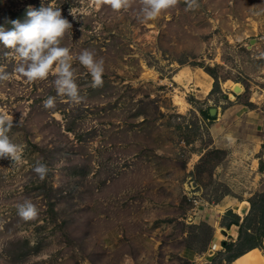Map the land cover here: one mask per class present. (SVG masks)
Returning a JSON list of instances; mask_svg holds the SVG:
<instances>
[{
    "label": "rangeland",
    "instance_id": "374dc122",
    "mask_svg": "<svg viewBox=\"0 0 264 264\" xmlns=\"http://www.w3.org/2000/svg\"><path fill=\"white\" fill-rule=\"evenodd\" d=\"M41 2L0 0V24ZM54 3L72 23L61 46L102 59V83L73 59L75 102L52 74L16 73L0 44V112L22 147L19 162L0 157V264H230L254 243L264 254V0H175L147 20L142 0ZM185 67L210 89L180 79ZM221 227L231 245L212 249Z\"/></svg>",
    "mask_w": 264,
    "mask_h": 264
},
{
    "label": "clouds",
    "instance_id": "9594fccd",
    "mask_svg": "<svg viewBox=\"0 0 264 264\" xmlns=\"http://www.w3.org/2000/svg\"><path fill=\"white\" fill-rule=\"evenodd\" d=\"M174 2L175 0H142L140 14L146 20L155 18L161 10ZM110 4L114 10H119L128 7V0H110ZM72 15L75 19V15ZM9 23L11 27L0 24V44L13 50L15 59L19 61L14 71L28 81L45 79L52 74L57 94L78 102L80 96L74 76L75 70L72 67L75 59L86 68L94 87L102 83V59L96 58L94 53L87 49L73 57L68 47L61 46V38L66 30L72 27V23L62 15L61 8L55 6L54 0H48L46 5L42 0L38 8L29 6L23 20L12 19ZM8 78L7 73L0 71V80ZM43 103L46 108L54 107V97L49 96ZM12 124L11 117L0 112V157H10L15 163L21 159L22 147L7 135ZM33 171L42 179L47 168L45 164L37 162ZM15 207L17 215L25 220L37 215V208L31 200L25 199Z\"/></svg>",
    "mask_w": 264,
    "mask_h": 264
},
{
    "label": "bare ground",
    "instance_id": "6f19581e",
    "mask_svg": "<svg viewBox=\"0 0 264 264\" xmlns=\"http://www.w3.org/2000/svg\"><path fill=\"white\" fill-rule=\"evenodd\" d=\"M183 75H184V77H187L189 80H192L195 77L194 79H196L195 80L196 86L200 87L204 91L209 90L211 80H210L209 76L204 75V71L198 70L197 73L194 75L193 71H191L188 67H185L180 71V73L178 74V77L181 79V78H183ZM191 75H194V76H191ZM179 78H177V79H179ZM233 89L236 93L242 92V87L239 84L234 85ZM175 99H176L177 104L179 105L180 109L184 110L187 106V102L185 101V99L180 97V96H177ZM216 115H217V110L215 108H211L210 109V117H214ZM230 201L233 202V200H230ZM225 204L228 205L229 203L227 202ZM237 210L239 211V209H237ZM233 264H264V254H263L261 249H259L258 247H255V248L248 250L247 252H245L244 254L239 256L238 258H236L234 260Z\"/></svg>",
    "mask_w": 264,
    "mask_h": 264
},
{
    "label": "crops",
    "instance_id": "0c3cea01",
    "mask_svg": "<svg viewBox=\"0 0 264 264\" xmlns=\"http://www.w3.org/2000/svg\"><path fill=\"white\" fill-rule=\"evenodd\" d=\"M209 81V80H208ZM210 83L212 84V80L210 81ZM211 84H210V87H211ZM210 89V88H209ZM262 141H263V143H264V139H262ZM230 200H233V199H230ZM229 200V201H230ZM232 204H233V202H235V200H233V202L232 201H230ZM231 207V206H230ZM232 208V207H231ZM229 226V225H228ZM234 226H236V225H234ZM232 229V228H231ZM220 232V233H219ZM236 232V231H235ZM236 234V233H235ZM226 235H228V236H230L231 234H230V231L228 230V228H223L222 229V227H221V231H219V230H216L215 231V237H216V239L213 241L212 240V244L210 245V246H213V248L212 249H219V247H221V244L223 243V242H225L223 239H222V237L223 238H225L226 237ZM222 236V237H221ZM235 239H237V237H236V235L234 236V238H233V240H235ZM209 249H211V248H209ZM247 252V251H246ZM245 253V252H244ZM243 253V254H244ZM209 255V254H208ZM242 255V254H241ZM241 255H239V256H241ZM210 256H211V254H210ZM239 256H237V257H235L233 260H235L236 258H238ZM231 261L230 262V264H233V262L234 261ZM206 264L208 263V261H206L205 262Z\"/></svg>",
    "mask_w": 264,
    "mask_h": 264
},
{
    "label": "trees",
    "instance_id": "16d2710c",
    "mask_svg": "<svg viewBox=\"0 0 264 264\" xmlns=\"http://www.w3.org/2000/svg\"><path fill=\"white\" fill-rule=\"evenodd\" d=\"M24 12H25V10L22 12V13H19L18 14V18H20V19H22V17L24 16ZM17 19V18H16ZM212 75H213V77L216 79V82H217V80H218V76L215 74V72L213 71V70H210L209 71ZM219 85V84H218ZM217 85V86H218ZM235 224H238V222L236 221V222H234ZM263 234H264V232H263ZM224 245H226L227 247L228 246H230L231 244L229 243V242H224ZM255 247H258V243H254V244H252V245H250V248L248 249V250H250V249H252V248H255ZM247 250V251H248ZM246 252V251H245ZM244 252H242V253H239V254H237L236 255V257L237 256H239V255H241V254H243ZM234 261V260H233Z\"/></svg>",
    "mask_w": 264,
    "mask_h": 264
}]
</instances>
